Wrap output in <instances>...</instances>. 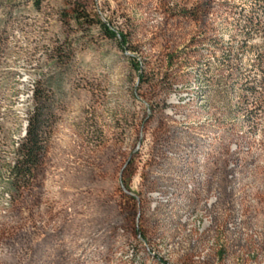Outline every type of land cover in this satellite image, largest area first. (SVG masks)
Segmentation results:
<instances>
[{
    "label": "rangeland",
    "instance_id": "374dc122",
    "mask_svg": "<svg viewBox=\"0 0 264 264\" xmlns=\"http://www.w3.org/2000/svg\"><path fill=\"white\" fill-rule=\"evenodd\" d=\"M258 3L0 0V264H264ZM38 87L45 152L14 187Z\"/></svg>",
    "mask_w": 264,
    "mask_h": 264
},
{
    "label": "trees",
    "instance_id": "16d2710c",
    "mask_svg": "<svg viewBox=\"0 0 264 264\" xmlns=\"http://www.w3.org/2000/svg\"><path fill=\"white\" fill-rule=\"evenodd\" d=\"M259 2L257 5L259 8L263 7L262 14L264 18V0H256ZM38 3V2H36ZM164 7L166 8L167 12H171L172 9L170 6H168V3L163 2ZM180 15L183 17H191L193 20L199 21L200 17L195 11L192 10H185L182 9L180 12ZM232 14V12H231ZM245 20L246 24L253 29L260 30L262 26V18H258V14L255 9H251L248 11V14H245ZM73 18L78 23H83L86 21L89 23V25H92V20L88 17L87 14L83 12V10L80 9H74L73 10ZM263 20V19H262ZM101 28L104 31V34L110 38L115 39L118 43V46L128 51L129 48H131L129 44L128 35L124 34L122 32H115L108 24L101 22L100 23ZM264 37V36H263ZM133 49V48H131ZM134 52L136 50H133ZM71 51L65 52L63 50H56L55 56L58 60H61L63 58H67L68 56H71ZM257 60L259 64L264 63V50L263 53L257 54ZM136 68L138 70V77L139 81H141V78L143 76V73L140 72V64H136ZM263 80H264V69H263ZM139 83V82H138ZM264 86V81H263ZM48 90L45 88H36L33 91V99L35 101L40 100L42 101L40 106L35 107L31 118L28 121L26 133L25 136L21 139L20 144L17 147V152L20 154V159L16 161V163L11 167V178L13 180L12 185L15 187L16 184L19 181H27L29 182L35 174V171L40 165L41 158L45 152V138L44 135L45 127L48 122V113L50 111L49 103H48ZM260 108L264 110V97L261 98ZM17 188V187H16Z\"/></svg>",
    "mask_w": 264,
    "mask_h": 264
},
{
    "label": "bare ground",
    "instance_id": "6f19581e",
    "mask_svg": "<svg viewBox=\"0 0 264 264\" xmlns=\"http://www.w3.org/2000/svg\"><path fill=\"white\" fill-rule=\"evenodd\" d=\"M154 198H156L157 200L159 199L158 195L154 196ZM211 204H213V201H210L207 207H209ZM185 215H186V214H185ZM184 220H185V218H183V221H184Z\"/></svg>",
    "mask_w": 264,
    "mask_h": 264
}]
</instances>
